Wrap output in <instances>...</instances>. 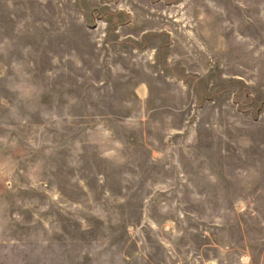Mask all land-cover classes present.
I'll use <instances>...</instances> for the list:
<instances>
[{
    "label": "rangeland",
    "instance_id": "374dc122",
    "mask_svg": "<svg viewBox=\"0 0 264 264\" xmlns=\"http://www.w3.org/2000/svg\"><path fill=\"white\" fill-rule=\"evenodd\" d=\"M0 264H264V0H0Z\"/></svg>",
    "mask_w": 264,
    "mask_h": 264
}]
</instances>
